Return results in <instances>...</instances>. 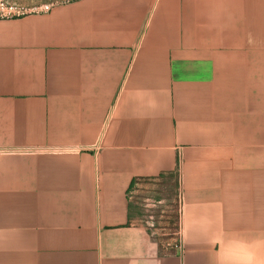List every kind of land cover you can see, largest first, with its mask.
Returning <instances> with one entry per match:
<instances>
[{"label":"crops","instance_id":"obj_1","mask_svg":"<svg viewBox=\"0 0 264 264\" xmlns=\"http://www.w3.org/2000/svg\"><path fill=\"white\" fill-rule=\"evenodd\" d=\"M8 1L0 264H264V0Z\"/></svg>","mask_w":264,"mask_h":264},{"label":"built area","instance_id":"obj_2","mask_svg":"<svg viewBox=\"0 0 264 264\" xmlns=\"http://www.w3.org/2000/svg\"><path fill=\"white\" fill-rule=\"evenodd\" d=\"M51 5H46L45 9H49ZM39 9L37 7H29L21 4L13 3L8 0H0V17L1 18H13V17H22L33 12H37ZM180 202V200H179ZM180 211V204H179ZM177 240L175 242V247L181 248V232L180 228L177 231Z\"/></svg>","mask_w":264,"mask_h":264},{"label":"rangeland","instance_id":"obj_3","mask_svg":"<svg viewBox=\"0 0 264 264\" xmlns=\"http://www.w3.org/2000/svg\"><path fill=\"white\" fill-rule=\"evenodd\" d=\"M51 1H68V0H51Z\"/></svg>","mask_w":264,"mask_h":264}]
</instances>
